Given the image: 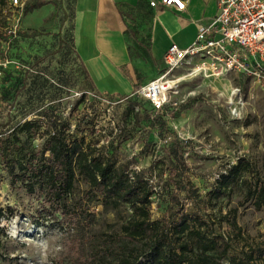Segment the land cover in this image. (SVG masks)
I'll return each mask as SVG.
<instances>
[{"label": "rangeland", "instance_id": "1", "mask_svg": "<svg viewBox=\"0 0 264 264\" xmlns=\"http://www.w3.org/2000/svg\"><path fill=\"white\" fill-rule=\"evenodd\" d=\"M35 1L0 4V138L15 132L28 148L42 150L57 126L66 127L70 138L84 139L119 169L128 165V174L149 180L155 190V218L165 213L177 218L183 210L212 218L217 231L235 234L229 226L231 214H226L236 210L241 236L233 242L232 253L241 255L245 246H264V203L258 206L250 195L264 181V81L244 73L183 79L166 108L157 113L181 140L182 160L179 156L171 161L161 151L159 135L153 132L151 137L134 123V112L152 109L147 100L138 93L121 101L105 97L84 77L67 44V1L52 0L25 12ZM186 72L180 69L177 75ZM25 78L19 95L1 96H13L15 82ZM26 121L38 127L22 132ZM241 160L250 162L251 172L227 196L215 198L218 176ZM10 181L2 167L0 208L12 207L14 212L7 211L0 221V264H73L70 244L79 232L61 228L52 219L33 222L40 197L20 183L12 188ZM90 212L95 214L88 215L86 233L91 227L118 231L132 214L128 206L111 212L99 206Z\"/></svg>", "mask_w": 264, "mask_h": 264}, {"label": "trees", "instance_id": "2", "mask_svg": "<svg viewBox=\"0 0 264 264\" xmlns=\"http://www.w3.org/2000/svg\"><path fill=\"white\" fill-rule=\"evenodd\" d=\"M5 3L6 0H0L1 5ZM50 3L54 2L36 0L25 8V12H33ZM67 44L72 50L69 40ZM15 83L17 89L13 96L4 93L1 95L4 99L19 95L27 80ZM161 111L152 107L134 112V123L149 131L151 137H154L153 132L159 135L165 157L174 161L180 156L182 160L181 140L177 132L157 115ZM35 127L38 126L34 122L26 121L20 130L29 132ZM65 129L57 126L42 150L28 148L18 133L2 136L0 169L4 167L9 174L12 188L20 183L29 194L40 197V208L33 222L40 224L52 219L61 228L79 232L70 244L73 264H264V246H245L241 255L232 253L233 242L241 236L236 210L226 214L229 217L231 214L229 226L235 234L219 232L212 218L183 210L177 218L167 213L155 218L152 213L155 190L144 175L135 174V181H132L126 172L128 165L126 169H119L112 160L88 146L84 139L70 138ZM183 149L188 150L187 145ZM250 172V162L239 161L218 178L214 197L227 196ZM250 195L261 206L264 181L251 190ZM99 206L110 212L128 206L132 214L118 231L109 233L91 227L84 232L88 215L95 214L90 210L95 211ZM7 211L13 214L14 209L9 207ZM7 211L0 208V221Z\"/></svg>", "mask_w": 264, "mask_h": 264}, {"label": "crops", "instance_id": "3", "mask_svg": "<svg viewBox=\"0 0 264 264\" xmlns=\"http://www.w3.org/2000/svg\"><path fill=\"white\" fill-rule=\"evenodd\" d=\"M66 1L67 38L84 77L120 101L162 74L169 47L190 46L218 12V0H187L183 11L152 7L150 0Z\"/></svg>", "mask_w": 264, "mask_h": 264}, {"label": "built area", "instance_id": "4", "mask_svg": "<svg viewBox=\"0 0 264 264\" xmlns=\"http://www.w3.org/2000/svg\"><path fill=\"white\" fill-rule=\"evenodd\" d=\"M150 4L183 11L187 0H150ZM164 60V72L138 91L156 110L166 108L186 77L244 73L264 81V0H218L217 14L209 25L199 27L195 41L187 48L172 44ZM180 69H187L186 74L178 76ZM130 178L135 181V173Z\"/></svg>", "mask_w": 264, "mask_h": 264}, {"label": "bare ground", "instance_id": "5", "mask_svg": "<svg viewBox=\"0 0 264 264\" xmlns=\"http://www.w3.org/2000/svg\"><path fill=\"white\" fill-rule=\"evenodd\" d=\"M232 94H234V92H232V93L230 94L231 103H232V96H231Z\"/></svg>", "mask_w": 264, "mask_h": 264}]
</instances>
